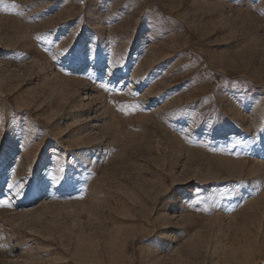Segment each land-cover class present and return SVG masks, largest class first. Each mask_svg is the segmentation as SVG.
<instances>
[{"label": "rangeland", "instance_id": "374dc122", "mask_svg": "<svg viewBox=\"0 0 264 264\" xmlns=\"http://www.w3.org/2000/svg\"><path fill=\"white\" fill-rule=\"evenodd\" d=\"M0 264H264V0H2Z\"/></svg>", "mask_w": 264, "mask_h": 264}, {"label": "snow or ice", "instance_id": "6c2138e0", "mask_svg": "<svg viewBox=\"0 0 264 264\" xmlns=\"http://www.w3.org/2000/svg\"><path fill=\"white\" fill-rule=\"evenodd\" d=\"M0 2H2V0H0ZM102 87H104L103 85H102ZM121 110H123V109H121ZM63 171V170H62ZM65 178L64 177H61V180L63 181ZM9 187H11V186H9ZM78 198H80V199H82L83 197L81 196V197H78Z\"/></svg>", "mask_w": 264, "mask_h": 264}, {"label": "bare ground", "instance_id": "6f19581e", "mask_svg": "<svg viewBox=\"0 0 264 264\" xmlns=\"http://www.w3.org/2000/svg\"><path fill=\"white\" fill-rule=\"evenodd\" d=\"M81 69V68H80Z\"/></svg>", "mask_w": 264, "mask_h": 264}]
</instances>
